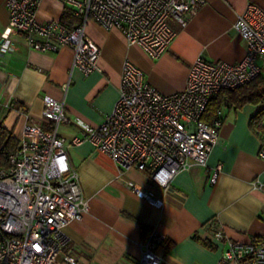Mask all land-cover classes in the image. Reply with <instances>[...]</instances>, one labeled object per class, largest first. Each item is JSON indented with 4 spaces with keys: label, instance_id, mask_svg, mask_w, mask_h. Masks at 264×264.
Segmentation results:
<instances>
[{
    "label": "crops",
    "instance_id": "0c3cea01",
    "mask_svg": "<svg viewBox=\"0 0 264 264\" xmlns=\"http://www.w3.org/2000/svg\"><path fill=\"white\" fill-rule=\"evenodd\" d=\"M248 4L264 10V0H204L185 26L172 21L176 36L157 59L129 43L119 30L88 22L85 32L100 47L101 68L88 75L72 67L71 47L39 52L22 35L11 34L10 51H0V124L17 141L26 123L52 130L42 117L43 97L50 96L64 102L70 119L58 126L59 135L80 136V123L100 124L111 112L125 60L159 92H179L198 56L226 62L244 57L246 44L233 24ZM67 12L64 0H42L36 10L37 17L47 21L61 20ZM8 18L5 0H0V43ZM263 104L220 108L219 138L207 159L209 168L221 165L215 184L205 168L196 166L161 187L150 181L147 171L120 168L88 141L70 146L68 161L78 172L88 210L65 226L64 254L74 257L73 264H137L141 229L148 226L166 236L157 251L173 264H215L225 241L264 238V160L258 156L260 137L251 126Z\"/></svg>",
    "mask_w": 264,
    "mask_h": 264
},
{
    "label": "built area",
    "instance_id": "2783aa9c",
    "mask_svg": "<svg viewBox=\"0 0 264 264\" xmlns=\"http://www.w3.org/2000/svg\"><path fill=\"white\" fill-rule=\"evenodd\" d=\"M42 0H5L8 25L0 51L13 46L11 34H20L36 51L73 50L72 67L84 75L101 71L100 47L85 32L88 22L119 30L151 59L167 51L176 36L172 21L185 26L204 0H64L73 17L41 20L36 10ZM243 22L240 31L234 27ZM233 29L245 41V55L237 62L206 60L198 56L190 65L185 87L163 94L151 86L142 72L125 60L118 98L97 125L80 123V136L70 139L57 128L70 122L64 102L43 97L42 117L52 130L26 123L16 148L0 162V264H68L65 226L88 210L77 170L69 163L67 149L83 141L112 158L120 168L147 171L150 181L167 186L181 171L205 168L215 184L221 165L207 166L219 138L222 120L208 124L202 114L221 90L235 89L264 71V10L248 4ZM260 111V112H259ZM251 119L260 137L258 156L264 160V104ZM135 191L139 192L137 188ZM221 239V235H219ZM166 236L150 228L140 242L137 264H173L157 251ZM215 264H264V238L248 242L225 241Z\"/></svg>",
    "mask_w": 264,
    "mask_h": 264
},
{
    "label": "trees",
    "instance_id": "16d2710c",
    "mask_svg": "<svg viewBox=\"0 0 264 264\" xmlns=\"http://www.w3.org/2000/svg\"><path fill=\"white\" fill-rule=\"evenodd\" d=\"M71 14V13H70ZM68 12L64 14L61 21L67 25H71L73 17ZM69 16V19H66ZM264 102V71L260 73L251 82L239 86L235 89L221 90L214 98H211L208 102L206 109L202 114V119L211 124L217 117L220 108L224 104L232 105L235 109L243 107L245 104H258ZM260 112V111H259ZM17 139L0 124V162L16 148ZM149 230L148 226H142L141 235L144 239ZM203 245L208 248H216L208 240H202L197 238ZM260 240V239H259ZM257 241V240H255Z\"/></svg>",
    "mask_w": 264,
    "mask_h": 264
},
{
    "label": "clouds",
    "instance_id": "9594fccd",
    "mask_svg": "<svg viewBox=\"0 0 264 264\" xmlns=\"http://www.w3.org/2000/svg\"><path fill=\"white\" fill-rule=\"evenodd\" d=\"M234 27L237 29V31H240L244 28V24H243V22H240V23L236 24Z\"/></svg>",
    "mask_w": 264,
    "mask_h": 264
}]
</instances>
